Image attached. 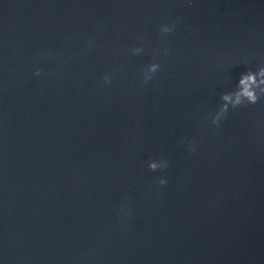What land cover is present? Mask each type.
I'll return each instance as SVG.
<instances>
[{"label":"water","instance_id":"obj_1","mask_svg":"<svg viewBox=\"0 0 264 264\" xmlns=\"http://www.w3.org/2000/svg\"><path fill=\"white\" fill-rule=\"evenodd\" d=\"M261 64L264 0H0V264H264Z\"/></svg>","mask_w":264,"mask_h":264},{"label":"clouds","instance_id":"obj_2","mask_svg":"<svg viewBox=\"0 0 264 264\" xmlns=\"http://www.w3.org/2000/svg\"><path fill=\"white\" fill-rule=\"evenodd\" d=\"M175 25L160 26L161 33H171ZM133 54H138L143 51L142 48L134 47L131 49ZM159 64L152 62L144 67L142 70V79L144 83H147L151 78L152 74L156 73L159 69ZM34 75H41V70L39 68L35 69ZM102 81L105 84L110 82L109 75L105 74L102 76ZM264 96V64H261L256 68L255 71L251 69L240 74L238 82L236 83L233 90L229 92H224L220 95V101L217 110L211 116V123L213 125L219 126V122L226 116L229 108H237L240 106L254 105L258 100ZM194 148H190V151H194ZM167 161H153L149 160L147 162V167L151 171H156L158 169L166 168ZM166 180L163 178H158L156 183L159 185L166 184Z\"/></svg>","mask_w":264,"mask_h":264}]
</instances>
